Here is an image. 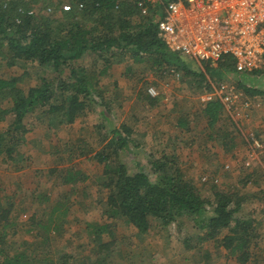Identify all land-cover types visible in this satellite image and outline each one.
<instances>
[{
	"label": "trees",
	"instance_id": "16d2710c",
	"mask_svg": "<svg viewBox=\"0 0 264 264\" xmlns=\"http://www.w3.org/2000/svg\"><path fill=\"white\" fill-rule=\"evenodd\" d=\"M60 1L51 5V0H0V61L5 67L26 66L30 62L40 68L35 83L26 88L20 85L26 70L15 76L0 73V121L6 124L0 131L1 157L10 161L22 159L19 147L33 126L43 120L47 126L54 127L72 123L90 105L89 100L96 102L92 96L98 95L101 98L97 103L99 112L108 122L110 136L106 145L93 153V158L102 166L100 185L105 193L107 217H123L138 233L158 231L157 228L162 229L173 221L190 218L203 230L199 236H194L197 244L210 242L214 248L224 250L225 258L247 264L253 259L252 248L257 244L259 233L251 211L244 213L242 205L254 195L235 188L222 189L213 182L209 195H204L193 179L182 175L173 153L149 158L152 176L142 169L130 171L118 156L127 150L129 141L132 142V126H115L111 118L112 100L103 98V87L93 76L105 74L112 64L124 63V75L131 77V62H136L159 75L175 66L199 86L204 83L209 91L213 80L228 75L240 78L237 87L244 92L253 94L261 90L243 82L245 73L235 69L229 55L215 62H196L168 50L158 35L156 22L171 0H67L68 10L57 17L55 11L64 0ZM38 3L42 9L51 6L54 10L51 13L35 10L34 5ZM251 72L263 73L259 69ZM136 99L143 106L154 107L159 96L151 95L143 85ZM200 113L208 128L225 116L235 130L239 129L234 114L218 97L205 101ZM177 126L183 127L185 122L179 120ZM215 136L219 138V131ZM221 144L226 146L227 142L221 139ZM77 147L81 149L80 155L88 152L84 147ZM79 175L78 170L70 167L65 168L60 177L72 190L80 181ZM30 196L35 203L51 199L46 194ZM8 197L0 196V264H30L35 261L34 255L5 248V235L14 225V203L8 201ZM65 198L66 195H62L55 200L52 212L59 206L62 213L67 210ZM28 221L32 229L46 226L37 220L36 214ZM86 228L97 236L111 232L112 224L86 223ZM35 231L40 234L39 230ZM93 240L89 264H129L127 254L113 237ZM191 240L186 236L182 242L187 245ZM51 246L47 242L49 249ZM53 251L45 257V263L77 264L75 253L65 246Z\"/></svg>",
	"mask_w": 264,
	"mask_h": 264
},
{
	"label": "rangeland",
	"instance_id": "374dc122",
	"mask_svg": "<svg viewBox=\"0 0 264 264\" xmlns=\"http://www.w3.org/2000/svg\"><path fill=\"white\" fill-rule=\"evenodd\" d=\"M55 1L51 0V5ZM66 7L69 8V3L64 0L55 16L60 17L63 10H68ZM34 9L45 13L54 10L51 6L42 9L40 3L34 5ZM125 65L112 64L105 74L93 76L103 87V98L112 100L111 118L115 126H132V142L129 141L126 151L119 153V159L130 171L142 169L152 176L149 158L173 153L182 175L193 179L204 195L211 192L212 182L222 189L235 188L254 195L242 205L244 213L251 211L259 233L257 244L252 248L253 259L247 264H264V134H261L264 129V59L259 68L263 73H245L243 81L261 93L244 92L237 87L240 78L234 79L231 75L210 84L211 89L223 86L222 90L231 94L227 108L239 123L237 130L225 116L214 127H207L200 109L209 90L204 83L199 86L191 76H183L175 66L159 75L143 63L131 62L130 77L124 75ZM23 70L26 74L20 85L26 88L35 83L40 68L30 62L26 66L5 67L0 61V73L6 76L20 75ZM143 85L148 91L151 88V95L159 96L154 107L143 106L136 99ZM92 97L96 102L89 100L90 105L72 123L54 127L47 126L43 120L33 126L19 147L22 159L10 161L0 155V196L9 195L7 200L14 203V225L7 229L5 248L34 255L35 261L30 264H50L44 262L45 257L55 248L65 246L75 253V263L89 264L93 239L105 241L113 237L127 254L129 264H239L225 258L224 250L214 248L210 242L197 244L194 236H199L203 230L190 218L173 221L162 229L157 228L158 231L138 233L123 217H107L105 193L100 185L102 166L93 158V153L106 145L110 133L108 122L97 105L101 98ZM179 120L184 121L185 126H177ZM5 127L0 121V131ZM218 131L219 138L214 137ZM221 139L227 142L226 146L221 144ZM75 146L84 147L88 152L80 155V148ZM70 167L80 172V181L72 190L60 177L63 170ZM40 194L49 195L51 199L33 202L30 195ZM62 195H66L67 210L62 213L59 206L52 212L55 200ZM32 214L46 226L32 229L28 221ZM59 223L61 225L57 226ZM86 223L112 224V231L93 236ZM186 236L192 240L184 245L182 241ZM47 242L52 244L50 249Z\"/></svg>",
	"mask_w": 264,
	"mask_h": 264
},
{
	"label": "built area",
	"instance_id": "2783aa9c",
	"mask_svg": "<svg viewBox=\"0 0 264 264\" xmlns=\"http://www.w3.org/2000/svg\"><path fill=\"white\" fill-rule=\"evenodd\" d=\"M156 27L168 50L196 62L229 55L248 73L264 59V0H171ZM222 88L213 86L206 101L218 97L227 107L231 94Z\"/></svg>",
	"mask_w": 264,
	"mask_h": 264
}]
</instances>
